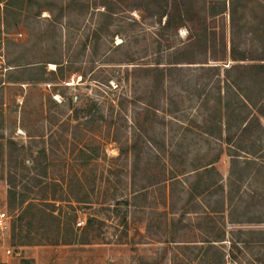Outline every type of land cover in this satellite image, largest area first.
Wrapping results in <instances>:
<instances>
[{
  "label": "rangeland",
  "instance_id": "obj_1",
  "mask_svg": "<svg viewBox=\"0 0 264 264\" xmlns=\"http://www.w3.org/2000/svg\"><path fill=\"white\" fill-rule=\"evenodd\" d=\"M55 3L36 0L28 18L22 12L19 20L13 9L8 15L12 27L8 32L0 27V148L5 153L6 145L13 143L35 153L43 147L50 163L45 182L48 193L55 189L56 195L60 191L63 197L68 193L69 199H82L87 193L89 200L86 205L72 200L57 202L56 221L32 212L28 220L18 223L21 209L7 200L2 156L0 212L9 217L10 231L0 235V264H173V260L197 264L194 255L201 252L193 245H201L204 227L200 231L195 229L200 218H184L188 228L173 235L167 230L171 216L167 213L164 217L162 214L168 211L158 205L163 197L155 188V175L161 168L155 162V137L163 138L166 151L168 147L173 150L177 144L180 146L177 163L184 160L188 164L203 158L208 161L219 149L190 126L192 118L198 112L199 118L201 115L194 101L192 104L186 99L181 112L172 116L159 112L156 124L155 112L148 111L145 117L141 97L151 90V79L135 71L144 63L152 66L158 57L164 58L184 43V31L168 40L169 49L165 36L159 44L153 21L143 20L137 11H132L116 16L108 32H101L97 43H92V34L101 25L97 13L75 12L55 25L50 23L47 12L35 19L30 15L43 4L56 11ZM4 5L0 4V11ZM16 20L19 27L14 26ZM115 31L119 34L112 37ZM82 44L87 46L84 51ZM119 44L123 48L116 50ZM57 58L61 59L60 71L53 64L41 65V82H19L17 74L8 75L13 72V65ZM129 59L133 61L124 62ZM180 67L181 72L174 76L176 80L191 79L199 66ZM71 99L76 103L78 99V103L88 102L89 114L75 118L68 104ZM22 158L27 160L29 155ZM169 160L165 154L160 165ZM214 167L225 183L228 158L224 149ZM39 188H45L44 184ZM39 188L31 189L30 196L39 197ZM18 192L28 193L21 188ZM219 199V195L211 200L201 198L213 208ZM125 200L127 206L114 205L115 201ZM182 204L179 200V209ZM212 217L217 226L222 225L220 217ZM77 222L82 223L81 227L76 226ZM66 226L73 229V243L48 245L56 239L57 227L60 237ZM232 229L263 231L264 224H226V231ZM223 247L226 250L228 245ZM260 248L252 246L245 250L244 259L237 264H258L264 253V248Z\"/></svg>",
  "mask_w": 264,
  "mask_h": 264
},
{
  "label": "trees",
  "instance_id": "obj_2",
  "mask_svg": "<svg viewBox=\"0 0 264 264\" xmlns=\"http://www.w3.org/2000/svg\"><path fill=\"white\" fill-rule=\"evenodd\" d=\"M34 1L36 0H0V4H5L0 11V27L3 26L8 32L12 27L8 15L12 14L13 9L14 16H18L17 20L22 12L27 17ZM55 2L56 11L43 4L38 5L30 15L35 19L42 12H47L51 16L50 23L55 25L75 12L97 13L101 25H98V29L92 34V43H97L101 32H108L116 16L132 11H137L143 20L153 21L157 27L159 44L163 42L164 36L167 45L168 40L176 38L180 30L184 31V43L168 52L164 58L158 57L152 66L144 63L136 68L135 71L141 72L144 78L151 79V90L141 97L145 106L143 112L145 117L148 111L155 112L156 124L159 112L172 116L181 112L186 99L192 104L194 101L201 115L199 118L198 112L189 122L190 126L197 129L204 140L215 142L219 150L208 161L203 158L188 164L184 160L177 163L180 155H176V152L181 150L180 146L177 144L173 150V147H168L166 151L163 138L158 140L155 137V162L158 169L161 167L157 176L155 175V188L163 197L158 205L166 207L168 211L157 214L165 217L168 213L171 216L167 219V230L173 235L188 228L187 223H183L184 218L191 215L200 218L195 229L200 231L204 227L200 233L201 245H193L197 252H201L198 256L194 255V258H198L195 261L197 264H227L225 260H228L229 264H237L241 258L244 259L245 250L252 246L264 248V230L226 231V224H264V3L256 0ZM14 3L15 6H12ZM17 20L15 27H19ZM118 34L115 31L111 36ZM86 47V44H82V51ZM166 47L170 49L171 45ZM122 48V44L116 46V50ZM132 61L129 59L124 62ZM45 64L57 66V71L61 69V59L57 58L46 62L13 65V72L8 75L17 74L19 82L26 80L38 83L42 81L38 78L41 73L39 69ZM181 65L199 66L198 72L191 79L176 80L174 76L181 72ZM78 102L80 99L77 103L71 99L68 103L75 118L89 114L91 108L88 102ZM133 144L131 147L138 155L139 151ZM223 149L228 158L225 183L214 167ZM2 150L0 148V159L2 156L5 158V181L8 186L6 197L11 205L16 204L18 209H21L18 223L28 220L32 212L55 220V213L59 212L57 202L72 200L76 204L88 203L87 193L82 199H69L68 193L63 197L64 193L61 191L56 195L55 189L48 193L45 182L48 180L50 163L43 147L33 153L28 148L9 143L4 148L5 153H2ZM26 154L29 159L23 160L22 157ZM165 154L169 156V164L163 162L160 165ZM41 184H44L45 188L40 189ZM27 186H30V189H26ZM20 188L28 193H19ZM34 188L40 189L39 197L30 196V190ZM217 195L220 198L216 201L217 207L203 203L205 199L211 200ZM179 200L183 201L180 209ZM114 203L128 205L126 200ZM212 216L220 217L222 225L217 226ZM14 228L16 227H13V231ZM63 230L59 237L60 229L57 227V237L54 242H48V245L72 244V227L70 229L66 226ZM225 245H228L226 250L223 247ZM262 255L258 258V264H264V253ZM173 264L192 263L173 260Z\"/></svg>",
  "mask_w": 264,
  "mask_h": 264
},
{
  "label": "built area",
  "instance_id": "obj_3",
  "mask_svg": "<svg viewBox=\"0 0 264 264\" xmlns=\"http://www.w3.org/2000/svg\"><path fill=\"white\" fill-rule=\"evenodd\" d=\"M82 223L77 222L76 226L81 227ZM10 231V219L4 212H0V235L3 236Z\"/></svg>",
  "mask_w": 264,
  "mask_h": 264
}]
</instances>
